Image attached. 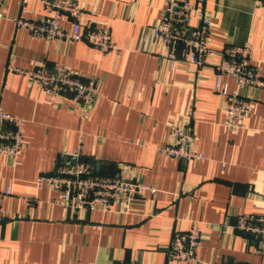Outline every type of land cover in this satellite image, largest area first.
Here are the masks:
<instances>
[{
	"label": "crops",
	"instance_id": "crops-1",
	"mask_svg": "<svg viewBox=\"0 0 264 264\" xmlns=\"http://www.w3.org/2000/svg\"><path fill=\"white\" fill-rule=\"evenodd\" d=\"M1 1L0 108L22 121L24 149L16 161L0 155V191H10L0 202V264H264L255 240L234 228L239 215L264 216V91L221 77L229 92L250 101L244 127L227 129L212 68L217 50L248 44L264 75V0H191L210 15L212 54L202 69L140 52L165 0H79L93 26L108 23L118 54L84 41L35 38L13 19H39L41 3ZM62 26L71 31V21ZM42 63L99 81L86 115L10 70ZM184 126L203 154L199 161L159 151L172 142L170 129ZM78 147L96 175L135 179L154 193L108 211L63 209L56 193L36 182L60 153ZM193 225L200 232L196 260H171L175 233Z\"/></svg>",
	"mask_w": 264,
	"mask_h": 264
},
{
	"label": "built area",
	"instance_id": "built-area-1",
	"mask_svg": "<svg viewBox=\"0 0 264 264\" xmlns=\"http://www.w3.org/2000/svg\"><path fill=\"white\" fill-rule=\"evenodd\" d=\"M26 1L21 0V8ZM38 1L45 14L36 20L18 16L13 19L16 28L25 29L31 36L45 41H84L102 53L120 52L112 39L108 23L103 21L100 26H93L79 0ZM4 17L0 0V19ZM64 20L71 21L70 32L63 28ZM209 31L210 15L204 7L195 5L191 0H165L161 19L149 27L139 50L156 54L171 66L183 63L202 69L208 65V58L212 54ZM216 53L218 58L212 68L216 74L215 91L224 100L223 126L237 130L244 127L243 120L250 111V101L236 90L229 92L222 84L221 77L232 78L240 88L264 91V75L252 65L251 47L248 44L224 46ZM10 70L25 75L29 82L36 84L50 97L71 99L83 116L99 95V81L95 77L84 80L63 66L48 67L42 63L29 71L16 67H10ZM169 135L172 142L159 147L163 155L185 162L203 158V154L193 147L194 137L190 128L172 127ZM23 149L22 121L0 108V155L16 161ZM80 149L60 153L50 173L39 177L36 182L37 186H49L57 195L55 202L63 209L74 213L108 211L112 204L127 205L135 197L154 193L150 186L135 179L96 175L92 163L81 157ZM9 195L8 189L0 191V202ZM234 228L253 238L258 253H264V216L239 215ZM199 244L200 232L193 225L186 232L175 233L167 246L168 257L186 263L195 261Z\"/></svg>",
	"mask_w": 264,
	"mask_h": 264
}]
</instances>
